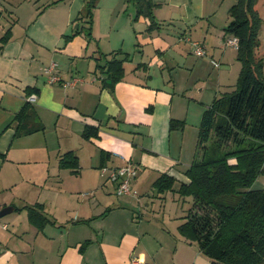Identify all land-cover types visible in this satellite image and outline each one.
Returning <instances> with one entry per match:
<instances>
[{"label": "crops", "instance_id": "1", "mask_svg": "<svg viewBox=\"0 0 264 264\" xmlns=\"http://www.w3.org/2000/svg\"><path fill=\"white\" fill-rule=\"evenodd\" d=\"M1 1L5 0L0 5ZM50 2L28 0L24 11L22 4H9V14L4 17L8 27L0 23V37L10 29L7 42L0 47V153L4 154L0 156V185L5 179L17 178L12 169L19 176L22 167L40 169V176L29 174L33 182H43L34 203L42 204L55 222L41 230L34 226L35 235L43 231L49 237L46 226L60 232L52 236L61 241L55 253L59 264H94L97 259L103 264H213L196 242L179 233L180 223L176 229H155L149 222L142 227L132 214L123 229L95 225L101 218L131 209L129 205L136 201L133 196L117 195L109 178L113 187L108 192L113 196L102 200V211L96 213L93 202L83 201L78 204L83 216L60 221L57 203L66 200L60 174L80 177L81 172L60 168L58 161L70 150L79 163L80 153L90 154L93 174L96 167L121 164L122 156L138 167L132 186L140 193L149 188L156 191L152 183L161 173L176 179L172 192L177 193L181 182H189L185 170L195 157L203 110L238 79L236 48L227 44L233 36L224 30L233 2L153 0V13L158 10L161 14L154 13L159 27L149 29L144 16L135 18L132 2L99 0L92 13L91 38L84 30L75 33L78 24L88 25L79 18L84 0ZM202 38L209 42V55ZM191 40L204 44L205 55L183 52L180 42ZM116 52L118 58L123 53L128 57L123 61V78L110 89L103 85L107 75L97 65H105ZM255 55L264 57V41L260 40ZM52 62L60 80L50 83L44 68ZM72 79L79 82L63 86ZM28 101L44 129L14 136V116ZM171 120L182 124L170 128ZM86 124L98 127L97 137H82ZM86 143L93 145L88 154ZM5 206L1 197L0 209ZM12 252L1 250L0 264H8Z\"/></svg>", "mask_w": 264, "mask_h": 264}, {"label": "trees", "instance_id": "2", "mask_svg": "<svg viewBox=\"0 0 264 264\" xmlns=\"http://www.w3.org/2000/svg\"><path fill=\"white\" fill-rule=\"evenodd\" d=\"M97 1L84 0L79 18L88 25L78 24L75 33L84 30L91 38V18ZM128 1L135 5V18L144 16L149 29L159 27L153 0ZM257 1L234 0L229 7L230 20L224 30L238 40L236 57L241 64L238 79L233 90L216 96L203 110L195 157L185 170L189 182H181L176 190L182 197H191L178 231L196 242L213 264H264V187L253 186L258 177L264 176V57L255 55L262 24ZM9 35L7 29L0 37V47ZM118 53L106 59L105 65H97L107 75L103 85L110 89L124 76L123 61L128 55L123 53V58H118ZM13 121L14 136L44 129L43 123L35 120L29 101ZM181 124L171 120L170 128ZM97 136L98 127L84 126V139ZM58 163L60 168L71 172H77L80 167L79 158L72 150L60 155ZM175 181L173 176L161 173L152 187L157 194H163L173 190ZM25 207L28 221L38 230L55 222L42 204Z\"/></svg>", "mask_w": 264, "mask_h": 264}, {"label": "rangeland", "instance_id": "3", "mask_svg": "<svg viewBox=\"0 0 264 264\" xmlns=\"http://www.w3.org/2000/svg\"><path fill=\"white\" fill-rule=\"evenodd\" d=\"M36 1L39 2V4H43L48 0ZM49 1L64 2L65 0ZM231 1L234 2V0ZM1 2L2 4L0 5V9L3 11V15L1 16L0 23H3L5 27H8V23L4 18L9 14L8 5L22 4V10L24 11V8H27L26 2H28V0H5ZM98 2L99 0L97 1V3ZM258 2L259 12L262 17V24L259 31V40L264 41V0H258ZM162 5L165 7V3H163ZM4 6L6 7V9H4ZM154 13L157 15L161 14L158 10ZM218 17H222V14L218 15ZM75 25L76 23L74 24V26ZM165 25L166 24H164V26ZM204 34L205 33L203 31L202 36H204ZM200 40L204 41V44L206 45L207 55H209L210 48L208 40H204L203 38ZM180 46L183 52H185L186 54L193 50L191 44L185 41L180 42ZM236 65L237 70L240 71L241 64L238 59ZM235 84L236 83H233V86H230L228 90H233L235 88ZM86 145L88 146H85L84 150L88 154L90 150L89 147L93 148V145H89L88 143H86ZM80 154L81 158L79 171L81 172V176L83 177H79L74 174L71 175L67 172H63L62 174H60L62 180V190H64L62 196L64 195L66 198V200L63 199L64 201L60 200L57 203L58 212L56 217L60 221H62L64 217L66 219H71L77 218L78 216H83L84 213H81L80 209H78V204L82 203L83 201L87 204L93 202V209L96 213L102 211L104 209V207H102V204H104L102 200L105 199V197H107L108 195L110 197L113 196L108 192L111 191L110 189H112L113 184L109 181V179L107 180V171L96 167V169H93L95 170V172H93V174L90 173V171H92V168L89 166L91 162L90 154ZM37 169L38 167H35L33 171H31L24 170L22 167V173L20 176L16 169H12L11 173H13L14 175V171H16L15 175L17 176V178L14 180L5 179L3 181V184L0 185V198L4 197L5 202H7V206L11 205V203L17 206V209H15L14 211L0 217V251L5 248H8V251H13L12 257L9 260L8 264H59V257L55 253L57 252L58 247L61 245V241L57 237L53 238L52 236H58L60 235V232L56 228L46 226L44 230L49 237L44 235L43 231H40L35 235V232H37V230L30 224L27 218V208L25 207V205H31L37 201L39 189L41 183H43H40L39 179L37 183L32 181L33 174L35 175V177L40 176V169ZM30 173H32V175H29ZM3 175L4 172L2 176ZM97 177H99L100 180V182L98 183ZM261 181H264V176L258 177L253 186L255 188H260ZM132 188L137 192V196L121 195L125 197L133 196L136 199V201L133 200V204L131 206L129 205L128 208L131 207V209H126L128 212L125 210V212H117L111 214L107 218H101L99 221H97V223H95V225L101 223L102 225H105L104 227H107L109 229H111V226L115 228L117 227V229H120L122 227L121 229H123V223L124 225L127 224L128 218L132 214H134V218L136 220H141L140 222L142 224H140L142 227L143 223L147 224L149 222L150 227H155V229H158L159 227H164V229H176L175 227L177 226V224L181 223L184 220L183 217L188 211L191 203V197H182L178 193H173L172 191L168 192L167 194H163L165 197H162L158 195L156 191H152L150 188L146 189V191H148L142 194L133 186ZM132 209L134 210L133 213L131 212ZM5 224L7 225V228L3 229V225ZM108 232H111V230H109ZM24 243L27 244L26 247H24ZM94 264H103V261L101 259H97Z\"/></svg>", "mask_w": 264, "mask_h": 264}, {"label": "built area", "instance_id": "4", "mask_svg": "<svg viewBox=\"0 0 264 264\" xmlns=\"http://www.w3.org/2000/svg\"><path fill=\"white\" fill-rule=\"evenodd\" d=\"M190 44L193 48V53L197 56L205 55V47L201 41L191 40ZM227 44L236 48L238 46V40L236 37L228 39ZM56 63L52 62L49 66L45 67L44 70L48 75V81L50 83L57 82L60 80V77L55 73ZM79 79H72L71 81L63 82V86H74L78 83ZM34 98V96H32ZM122 163L116 166H111L109 168H103V170L108 172V178L115 183V192L117 195H136L137 192L132 188V182L137 176L138 167L135 163L126 159L125 157L120 156ZM6 224L3 225V228H6ZM131 264H138L137 261L131 262Z\"/></svg>", "mask_w": 264, "mask_h": 264}, {"label": "water", "instance_id": "5", "mask_svg": "<svg viewBox=\"0 0 264 264\" xmlns=\"http://www.w3.org/2000/svg\"><path fill=\"white\" fill-rule=\"evenodd\" d=\"M14 210V207L11 205L5 206L0 209V217L4 216L7 213H10Z\"/></svg>", "mask_w": 264, "mask_h": 264}]
</instances>
